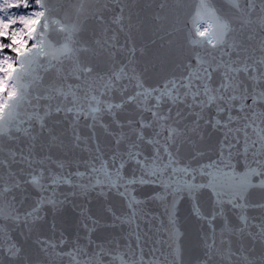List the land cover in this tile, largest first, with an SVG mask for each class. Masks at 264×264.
<instances>
[{"label":"snow or ice","instance_id":"1","mask_svg":"<svg viewBox=\"0 0 264 264\" xmlns=\"http://www.w3.org/2000/svg\"><path fill=\"white\" fill-rule=\"evenodd\" d=\"M0 264H264V0H0Z\"/></svg>","mask_w":264,"mask_h":264}]
</instances>
